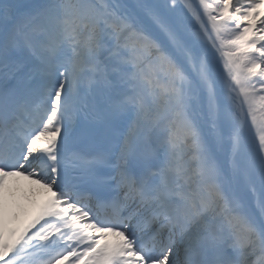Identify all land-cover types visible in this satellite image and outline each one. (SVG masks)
<instances>
[{
    "label": "snow or ice",
    "instance_id": "6c2138e0",
    "mask_svg": "<svg viewBox=\"0 0 264 264\" xmlns=\"http://www.w3.org/2000/svg\"><path fill=\"white\" fill-rule=\"evenodd\" d=\"M0 264H264V0H0Z\"/></svg>",
    "mask_w": 264,
    "mask_h": 264
},
{
    "label": "bare ground",
    "instance_id": "6f19581e",
    "mask_svg": "<svg viewBox=\"0 0 264 264\" xmlns=\"http://www.w3.org/2000/svg\"><path fill=\"white\" fill-rule=\"evenodd\" d=\"M39 143H42V141ZM45 190L46 189L41 185L36 184L25 177L20 176L9 178L4 192L2 193L4 202L3 221L6 230L13 231V229L8 228L10 224L16 228L15 230H20L28 221H30V215L34 212L35 202L38 198L37 192ZM10 200H12L18 208L14 212L16 216L11 219L10 216L6 215ZM21 220L22 224L18 225L17 223Z\"/></svg>",
    "mask_w": 264,
    "mask_h": 264
},
{
    "label": "rangeland",
    "instance_id": "374dc122",
    "mask_svg": "<svg viewBox=\"0 0 264 264\" xmlns=\"http://www.w3.org/2000/svg\"><path fill=\"white\" fill-rule=\"evenodd\" d=\"M17 209H18L17 206H15V204L13 203V201L10 200V202H9V209H8V211L11 212V213H9L10 219L16 216V215L13 214V213H14V211L17 210ZM6 214H8V213H6Z\"/></svg>",
    "mask_w": 264,
    "mask_h": 264
}]
</instances>
